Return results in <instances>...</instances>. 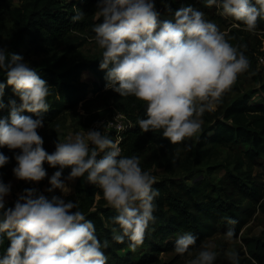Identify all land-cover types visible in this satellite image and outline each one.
I'll return each mask as SVG.
<instances>
[{
    "label": "clouds",
    "instance_id": "obj_1",
    "mask_svg": "<svg viewBox=\"0 0 264 264\" xmlns=\"http://www.w3.org/2000/svg\"><path fill=\"white\" fill-rule=\"evenodd\" d=\"M204 2L215 5L221 15L242 21L248 30L256 27L258 17L264 18V0ZM74 13V23L85 18L79 8ZM93 16L97 22L87 38L102 50L99 67L105 70V87L144 101L145 115L137 118V124L144 132L162 129L172 144L197 133L203 113L211 111L237 75L248 68L244 53L192 5L162 19L155 0H97ZM0 73L21 101L17 105L10 100V116L0 118V148L20 150L14 154V176L41 181L47 175V162L56 169L48 177L47 192L59 189L64 194L70 191L67 181L85 177L116 211L111 219L120 231L113 228V239L122 243L127 238L131 248L142 243L149 223L155 220L154 199L159 192L153 187L156 177L141 167V157L123 155L119 141L99 128L69 133L48 152L37 131L49 108L47 81L20 54L4 46H0ZM4 90L5 82L0 81V96ZM25 110L36 117L24 115ZM8 162L9 156L0 151V167ZM65 168L70 169L66 177ZM11 187V182L0 178V242L4 237L9 241L0 264H106L103 249L108 242L98 239L94 223L85 218L78 201L55 194L49 198L25 188L14 206H6ZM225 220L235 223L231 217ZM233 234L229 227L225 239L231 240ZM194 245L196 236L184 232L176 237L174 251L184 264H214L213 244ZM226 255L231 264H239L236 252Z\"/></svg>",
    "mask_w": 264,
    "mask_h": 264
},
{
    "label": "trees",
    "instance_id": "obj_2",
    "mask_svg": "<svg viewBox=\"0 0 264 264\" xmlns=\"http://www.w3.org/2000/svg\"><path fill=\"white\" fill-rule=\"evenodd\" d=\"M17 2L0 0V46L20 55L23 50L26 54L61 53V57L53 63L37 68L39 75L50 87L49 108L42 114L44 125L37 129L43 138V147L48 152L54 151L55 144L60 139V132L64 130L67 121H76L83 127H90L103 118L107 109L112 108L116 113L123 114L132 124L127 131L121 133L122 140L119 144L122 154L139 155L141 167L149 170L152 168L149 154L154 153L157 159L162 160L161 165L165 166L171 175L174 174L180 160L182 142L170 143L163 137L162 129L142 131L137 124V118L145 115V105L134 96H121L114 90L106 88L105 70L100 69L99 61L86 63L79 60L73 64L68 63L75 48L82 44V40L93 34L91 25L96 23L93 15L97 0H17ZM166 4L176 10L180 8L172 0H155V7L159 13L161 7ZM75 8L82 10L85 18L74 23L71 17L75 14ZM161 18L165 17L161 14ZM256 24L258 27L260 24L264 30V18L259 17ZM241 44L243 50L246 48L245 50L249 52V44ZM252 58L248 59L247 70L255 73ZM87 69L94 71L97 81L89 84L82 79V74ZM254 77L259 91L246 93L235 101L227 102L225 109L204 112L203 116L207 123L192 150L193 163L209 165L218 148L230 147L239 160L238 166L234 168L237 170L236 174L232 168L230 169L232 160L228 163L226 159L227 161L221 164L211 163L206 181L194 180L192 184L186 182L177 184L171 176H166L153 185L159 192L154 199L155 220L149 223L143 242L138 246L148 245L152 254L157 252L158 249H154L153 241L149 239V232L153 230L151 235L158 236L165 226L183 232L194 229L196 242L216 234L220 221L226 229L233 228L235 235L239 233L245 221L240 206L230 205L229 200L233 193L224 192L220 184L217 186L210 176L216 168L225 165L231 182L239 188L240 199L237 202L240 203L250 197L248 201L250 205L253 204V195L248 196L247 191L251 193L256 186L246 181L243 176L252 172L255 164H260L259 161L263 162L261 167L264 171V71H257ZM1 80H6L2 73ZM90 92L92 97H89ZM257 93H260L261 98L259 101H253ZM25 115L36 117L35 113L27 110ZM105 134L116 141L114 131ZM0 151L9 156V162L0 167V178L8 183L14 177L12 171L16 164L14 154L20 150H10L5 146L0 148ZM245 165L247 166L243 171ZM44 167L47 174L56 170L47 162L44 163ZM69 171V168H65L63 176H67ZM77 180L75 193L70 195L68 200L78 201V207L85 214V218L94 223L98 239L102 243L108 242V246L104 248L107 251L106 264H134V260L137 261L136 264H152L153 258L133 255L134 248L129 247L130 242L127 238L122 243L113 239V228L120 231L119 225L113 224L111 219L116 214L115 209L107 204L101 189L96 185L90 184L85 177H79ZM98 193L100 194L97 195ZM221 193L225 198L220 196ZM256 196L259 201L260 193L256 192ZM97 197L99 199L96 201ZM261 208H264V205ZM225 217H231L235 223L228 224ZM8 243L7 237H4L0 242V254H3ZM244 244L245 251L241 252L243 257L239 264H264V238L247 237ZM151 252H148V255Z\"/></svg>",
    "mask_w": 264,
    "mask_h": 264
},
{
    "label": "rangeland",
    "instance_id": "obj_3",
    "mask_svg": "<svg viewBox=\"0 0 264 264\" xmlns=\"http://www.w3.org/2000/svg\"><path fill=\"white\" fill-rule=\"evenodd\" d=\"M176 3L177 7H182L186 5H192L195 8L200 9L205 13V18L209 20H213L220 28V30L224 31L226 39L229 40L231 44L237 47L238 51L243 52L244 55L249 59H251V63H253V67L255 69V73L253 71H248L247 69L244 72H241L237 75L235 81L230 85L228 89H226L222 96L219 98V103L215 105V107L211 111H216L219 108L225 109L227 106V102L235 101L241 98L246 93H250L252 91H259V86L254 77L256 72L264 71V37L261 25L259 27L256 24V27L253 30H248L243 24L236 21L233 17L227 15H221L217 10L215 5L208 6L205 4L204 0H172ZM15 3H18L15 0ZM167 3V2H164ZM171 9V12L169 11ZM176 9L169 4L163 5L161 7L160 13L163 17L170 16L174 13ZM259 19V17H258ZM94 21L96 19L94 18ZM260 21V20H259ZM97 22V21H96ZM102 22V19H101ZM242 22V21H240ZM84 39V38H83ZM82 44L75 48L70 57L68 63L73 64L76 61H84L86 63H94L98 62L101 58V49L98 45L95 44L94 41H89L88 38H85L81 42ZM249 44L248 48L250 49L247 52L245 49L243 50L242 44ZM1 45V44H0ZM64 48V47H63ZM62 48V51H63ZM253 51V52H252ZM254 53V54H252ZM25 61L29 62L33 67L39 68L44 65L51 64L56 61L59 57H61V53H56L52 55H47L45 53H28L22 51L21 55ZM83 80L87 83L91 84L93 80H98L97 75L94 73L92 69H87L83 72ZM5 82V90L3 96H0V118H8L10 116V100H15L17 105L21 103L20 98L13 91L12 86L7 85L6 80H1ZM92 92L89 93V97H92ZM6 98V99H5ZM261 98L260 93H257L253 97V101H259ZM140 103L145 105V102L137 99ZM25 112L23 113L25 115ZM82 113V111H81ZM204 114V113H203ZM202 125L197 133H195L191 137H186L184 141H182L181 145V154L180 160L178 163V167L175 170L174 174H170V172L166 169L165 166H162V160L157 159L154 153L149 154V162L152 163V168L150 171L155 177V183H159L166 176H171L177 184L181 182H186L188 184H192L194 180L199 182L206 181L209 174L208 168L212 165L211 163L218 162V164L223 163V161H227L232 165L234 173L236 174L237 170H234L235 167L238 166L239 160L235 157L233 149H230L228 146H223L218 148L217 154L213 157V159L209 162L210 164H196L193 163V155L192 150L197 142L198 137L201 135L204 126L207 123L204 116L201 117ZM129 122L124 116L119 115L115 112L114 109H107L103 118H101L98 123L93 124L90 127H83L79 124V122H72L71 120L67 121L64 125V130L62 129L60 132V139H66L69 133H74L78 130H88L90 128H99L104 132L117 131L118 126H127ZM103 125L106 127L103 128ZM113 127V128H112ZM185 145L187 147H185ZM227 159V160H226ZM260 164H255L253 171L248 172L243 177L246 181H249L252 185L256 186V189H253L251 193L247 191V195H253V204L248 201L250 197L242 202L238 203L237 200L240 199L239 188H236L235 185L231 182V179L227 175V167L219 166L215 169V171L210 176V179L217 184H220V187L223 188L224 192L233 193V197L229 200L230 205L240 206V209L245 217V221L243 226L241 227L238 234H233L231 240L225 239L224 232L226 228L223 223L218 222L217 233L211 237L206 238L203 241L196 242V245L193 248H198L201 242L211 243L214 245V250L217 252L216 256V264H231V261L227 258V252H236L238 254L239 262L243 257L241 252L245 251L244 239L247 237H263L264 238V208H261L264 205V171L261 167L262 161H259ZM216 164V163H215ZM246 166L242 168L244 171ZM52 173H48L44 179L41 181H25L17 179L15 176L9 181L11 182V192L6 197V203L8 206H14L15 200L18 198V194L21 193L25 188H33L37 192L43 193L49 198L51 195H61L65 200H68L69 196L75 193V189L77 187V178L75 180L67 181V184L70 188V191L66 194L62 193L59 189L54 190V193L47 192V188L50 187L48 177ZM66 177V176H65ZM252 181V182H251ZM212 183V182H211ZM256 192L260 193L261 199L258 201V196L255 197ZM216 196V195H212ZM220 196L225 198L224 194L221 193ZM99 197L96 198V201ZM154 215V212H153ZM157 231V230H156ZM188 232H192L195 234L194 229H190ZM153 230L149 232V239L152 242L154 249H158L157 252L152 254L151 247L147 246H136L133 249V255L139 257H147L153 258L154 261L152 264H184V260L181 258L180 254L175 253L174 251V241L176 237L182 233L183 231H175L167 226L163 227L162 232H159L158 236H152ZM197 238V237H196ZM105 255L107 251L103 249ZM148 252H151L148 255ZM145 255V256H144ZM185 256L188 254L185 253ZM192 255H195V251H193ZM134 264L137 261H133ZM245 264V263H244Z\"/></svg>",
    "mask_w": 264,
    "mask_h": 264
},
{
    "label": "built area",
    "instance_id": "obj_4",
    "mask_svg": "<svg viewBox=\"0 0 264 264\" xmlns=\"http://www.w3.org/2000/svg\"><path fill=\"white\" fill-rule=\"evenodd\" d=\"M119 115H121V116H124L123 114H121V113H118ZM100 121V120H99ZM98 122H96V124H97ZM95 124V123H94ZM130 125H132V124H128L127 126H118V129H117V131H115V133H116V141L118 140L119 141V143L121 142V140H122V136H121V133H123L124 131H127L129 128H130ZM113 128V127H112ZM119 146H120V144H119Z\"/></svg>",
    "mask_w": 264,
    "mask_h": 264
},
{
    "label": "crops",
    "instance_id": "obj_5",
    "mask_svg": "<svg viewBox=\"0 0 264 264\" xmlns=\"http://www.w3.org/2000/svg\"><path fill=\"white\" fill-rule=\"evenodd\" d=\"M82 79H83V74H82ZM94 81H96V80H93V82H94ZM93 82H92V83H93Z\"/></svg>",
    "mask_w": 264,
    "mask_h": 264
}]
</instances>
